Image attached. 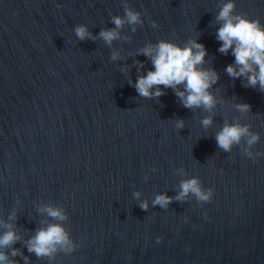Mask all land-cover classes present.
Instances as JSON below:
<instances>
[{
    "label": "water",
    "instance_id": "95a60500",
    "mask_svg": "<svg viewBox=\"0 0 264 264\" xmlns=\"http://www.w3.org/2000/svg\"><path fill=\"white\" fill-rule=\"evenodd\" d=\"M128 3L144 23L135 32L126 24L108 47L79 40L74 28L85 24L97 35L113 27L123 0H0V235L12 225L21 239L11 247L28 264H264V156L253 160L239 145L224 152L215 140L225 120L239 119L260 133L253 151H264V92L230 77L225 68L235 57L218 50L222 0ZM235 3L264 25V0ZM160 39L205 45L204 66L220 75L209 128L200 123L208 113L184 108L171 88L149 99L129 83L141 74L138 61L144 74L153 67L138 50ZM113 51L119 59H110ZM237 102L251 111L240 113ZM191 176L214 189L210 202L189 196L166 210L152 205ZM46 205L66 212L61 223L77 244L52 260L25 246L58 222L41 211ZM11 247L0 250L24 264Z\"/></svg>",
    "mask_w": 264,
    "mask_h": 264
},
{
    "label": "clouds",
    "instance_id": "9594fccd",
    "mask_svg": "<svg viewBox=\"0 0 264 264\" xmlns=\"http://www.w3.org/2000/svg\"><path fill=\"white\" fill-rule=\"evenodd\" d=\"M123 4L124 15L111 17L113 27L101 28L97 35H93L87 25L78 24L74 28L76 37L81 41L99 38L111 47L114 41L121 38V30L126 24L132 26V31L135 32L136 26H142L144 23L142 14L131 7L128 0H123ZM235 8V0H222L215 17L220 22L216 32V38L221 42L218 50L224 54L231 50L235 57L234 62L228 64L225 71L234 79L242 77L245 87L258 88L259 91L264 92V25L259 19H252L244 13L236 12ZM151 24L153 27L157 26L154 20ZM138 54L146 56L153 66L144 74L143 62L138 61L137 71L141 74L135 81H129L140 97L158 99L165 94L164 89L171 88L184 108L203 109L208 113L200 120L205 129L213 125L215 109L220 100L212 88L219 81L220 75L215 68L204 66L207 49L202 42L198 39H189L181 45L173 40L160 39L155 43H147L138 50ZM119 58L120 53L113 51L110 59ZM122 71L127 72V68ZM161 85L163 88L160 87ZM235 108L240 113L251 111V105L246 102H237ZM174 123L178 130L185 127L183 119H176ZM215 140L218 148L224 152H231L234 146L239 145L242 153L253 160L264 156V151H253V146L260 140V133L252 131L250 124L242 123L239 119L225 120L220 130L215 133ZM179 188L175 196L158 193L152 200V205H158L166 210L173 201L185 202L189 196L203 204L210 202L214 193L213 188L204 187L199 176L182 179ZM134 195L138 199L140 192L137 191ZM139 206L147 211L148 201H141ZM41 211L58 222L39 228L26 242L28 252L34 253L37 258L47 257L52 260L59 252L70 254L75 251L77 244L70 231L61 223L68 219L66 212L53 205H46ZM5 228L7 230L0 235V249H8L21 239L11 224H6ZM162 239L163 237H157V242ZM18 255L23 257L24 264H28L29 257L25 256L21 249L11 247V256ZM0 264H18V262L10 260L8 254L0 250Z\"/></svg>",
    "mask_w": 264,
    "mask_h": 264
}]
</instances>
